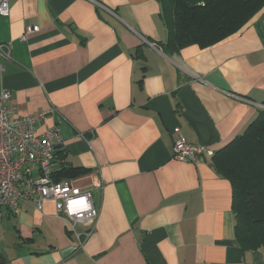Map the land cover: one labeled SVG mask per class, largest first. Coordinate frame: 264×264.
<instances>
[{
  "label": "crops",
  "instance_id": "crops-1",
  "mask_svg": "<svg viewBox=\"0 0 264 264\" xmlns=\"http://www.w3.org/2000/svg\"><path fill=\"white\" fill-rule=\"evenodd\" d=\"M98 1L9 0L0 15L9 106L58 128L97 210L74 250L52 201L1 207L0 264H264L234 237L229 180L171 155L173 128L216 150L264 108V7L213 45L167 54L153 45L166 38L157 0Z\"/></svg>",
  "mask_w": 264,
  "mask_h": 264
},
{
  "label": "trees",
  "instance_id": "trees-1",
  "mask_svg": "<svg viewBox=\"0 0 264 264\" xmlns=\"http://www.w3.org/2000/svg\"><path fill=\"white\" fill-rule=\"evenodd\" d=\"M91 1L99 12V1ZM157 1L166 38L154 44L167 54L190 44L201 48L213 45L236 32L264 7V0ZM56 153L64 157L63 150ZM208 160L230 182L236 241L244 250L264 248V108L241 134L214 150ZM88 171L66 164V160L55 170L56 179H72Z\"/></svg>",
  "mask_w": 264,
  "mask_h": 264
},
{
  "label": "built area",
  "instance_id": "built-area-1",
  "mask_svg": "<svg viewBox=\"0 0 264 264\" xmlns=\"http://www.w3.org/2000/svg\"><path fill=\"white\" fill-rule=\"evenodd\" d=\"M9 13V0H0V15ZM38 29L27 26L21 38ZM156 46L155 44H153ZM9 45L0 42V208L6 207L13 213L19 211V202H31L38 210L46 201H52L57 214L78 239L73 246L81 245L82 236L88 235L97 216L92 201V190L80 188L71 179H56V168L64 162L56 153L63 148V138L56 126L36 128L37 121L45 119L44 112L20 115L9 106L10 90L1 83L3 61L10 58ZM174 140L172 158L193 163L205 162L214 150L208 146L187 142L179 133ZM100 182L95 187H100ZM82 225V233L75 226Z\"/></svg>",
  "mask_w": 264,
  "mask_h": 264
}]
</instances>
